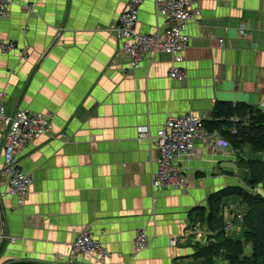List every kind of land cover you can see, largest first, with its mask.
Wrapping results in <instances>:
<instances>
[{
    "label": "crops",
    "instance_id": "crops-1",
    "mask_svg": "<svg viewBox=\"0 0 264 264\" xmlns=\"http://www.w3.org/2000/svg\"><path fill=\"white\" fill-rule=\"evenodd\" d=\"M129 1L12 0L7 17H0V41L17 45L0 52L7 111L55 116L51 135L35 139L18 156L34 180L26 202L19 204L0 185V264H67L57 257H67L81 233L96 237L111 258L73 264H200L197 249L211 240L196 236L209 229L197 210L208 213L211 196L230 187L264 192V181L249 183L250 162L263 164L264 152L249 145L237 155L235 148L211 153L197 145L180 163L186 191H156L159 155L138 136V127L150 126L155 134L177 113L212 122L217 102L264 111V0H195L202 16L186 29L191 41L184 82L169 79L167 55L147 59L138 69L120 56L112 27ZM243 24L247 31L240 33ZM157 27L164 29L163 21L147 0L137 29L151 34ZM223 162H240L245 176L232 165L222 168ZM222 216L224 222L233 219L224 210ZM140 229L150 246L133 257Z\"/></svg>",
    "mask_w": 264,
    "mask_h": 264
},
{
    "label": "built area",
    "instance_id": "built-area-1",
    "mask_svg": "<svg viewBox=\"0 0 264 264\" xmlns=\"http://www.w3.org/2000/svg\"><path fill=\"white\" fill-rule=\"evenodd\" d=\"M147 0H130L126 10L119 15L112 27V33L119 43V54L127 59L131 69H138L147 60L154 61L159 54L171 58L169 79L184 82L187 73L183 69L185 55L190 47L191 37L187 34V27L192 23H199L202 13L194 7L195 0H153L156 16L163 21L164 29L157 27L151 34H142L138 31L141 7ZM12 0H0V17L5 18L12 7ZM29 13L34 12V6H26ZM240 33L247 31L246 25L239 27ZM220 47H224V40L219 39ZM17 45L10 41H0V52L16 50ZM22 58L27 55L21 52ZM6 95L0 91V185L7 188L6 195L24 204L32 189L34 180L20 166L19 154L26 149L35 139L50 136L53 128L54 114L50 112L29 113L24 110L9 113L4 105ZM264 107V100L261 103ZM231 121L238 123L239 117H232ZM232 134H236V127L230 128ZM140 139L148 143L158 153L157 171L152 178V187L156 191L165 189H177L185 192L189 181L181 171L182 160L192 156L197 145L204 146L209 152L233 149L220 130H210L203 116L192 112L169 115L155 134H152L150 126L138 127ZM235 155L239 149H233ZM251 195H258L261 191L257 187H245ZM5 194L0 191V201ZM228 215L232 220L225 221V232L240 233L243 223V213L236 211L234 205L224 209V216ZM233 220L239 222L236 224ZM211 232L205 229L196 234L201 240H209ZM4 240L3 227L0 219V245ZM15 239H11L14 243ZM178 243L177 239L171 243ZM150 239L145 230H138L134 255L147 250ZM88 258H96L106 261L111 258L110 252L104 245L89 233L79 234L72 243L67 257H57L58 262L73 264L79 260L87 261ZM123 264H131L123 263Z\"/></svg>",
    "mask_w": 264,
    "mask_h": 264
},
{
    "label": "trees",
    "instance_id": "trees-1",
    "mask_svg": "<svg viewBox=\"0 0 264 264\" xmlns=\"http://www.w3.org/2000/svg\"><path fill=\"white\" fill-rule=\"evenodd\" d=\"M214 118L207 122L210 130H220L229 140L233 148L239 149L249 145L256 152H264V111L253 109L245 104L233 105L227 102H217L214 107ZM232 117H239L240 122L234 123ZM235 126L237 133L232 134L230 128ZM252 185L264 181V163L251 161ZM238 196L246 209L243 213V223L239 234L225 232L223 220L225 197ZM201 222L206 223L211 231L210 243L205 247H198L195 256L202 260L200 264H218L226 261L228 264H264V192L251 195L242 187L223 189L209 201V212H201ZM252 253L247 254V248Z\"/></svg>",
    "mask_w": 264,
    "mask_h": 264
},
{
    "label": "rangeland",
    "instance_id": "rangeland-1",
    "mask_svg": "<svg viewBox=\"0 0 264 264\" xmlns=\"http://www.w3.org/2000/svg\"><path fill=\"white\" fill-rule=\"evenodd\" d=\"M244 153V156H247L249 153H246V152H243ZM232 165L234 168H238V170L241 171V167H240V162H223L221 167L222 168H227L226 166H230ZM241 177L245 176V174L243 173V171L240 172L239 174ZM238 183L241 184V181L238 180ZM223 202V206L225 207H228V204H235L237 206L238 209H236V211L240 212V211H245L246 209V206L245 204L242 203V200L240 197L238 196H232V197H225L223 198V200L221 201ZM243 213V212H242ZM235 222V221H234ZM236 224H238L239 222H235ZM232 233H235V232H232ZM235 234H238V233H235ZM252 253V248H247V254L249 253ZM225 264H228V262L225 261Z\"/></svg>",
    "mask_w": 264,
    "mask_h": 264
},
{
    "label": "water",
    "instance_id": "water-1",
    "mask_svg": "<svg viewBox=\"0 0 264 264\" xmlns=\"http://www.w3.org/2000/svg\"><path fill=\"white\" fill-rule=\"evenodd\" d=\"M0 219H1V222H2V225H3V223L5 222V218H4V215H3L2 211H1V207H0ZM3 234L5 236V230L4 229H3ZM16 264H26V263H16ZM29 264H34V263H29Z\"/></svg>",
    "mask_w": 264,
    "mask_h": 264
}]
</instances>
